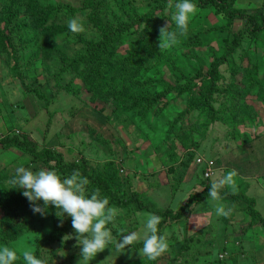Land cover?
Returning <instances> with one entry per match:
<instances>
[{
    "label": "rangeland",
    "instance_id": "374dc122",
    "mask_svg": "<svg viewBox=\"0 0 264 264\" xmlns=\"http://www.w3.org/2000/svg\"><path fill=\"white\" fill-rule=\"evenodd\" d=\"M41 1L40 6L50 14L45 24L58 27L54 35L42 33L26 0H0L4 36V48L0 44V137L9 133L33 141L39 149L50 146L67 161L86 162L93 174L108 178L121 195L136 192L149 209L115 206L118 217L109 227L117 239L121 228L142 237L146 215L168 209L176 212L191 194L206 190L227 171L238 172L247 166L257 173L254 178L261 188L247 190L248 183L236 176L235 192L255 197V208L264 216V103L256 99V88L240 98L231 86L232 78L237 84L243 70L255 65L262 75L264 31L251 39L240 20L222 29L223 15L211 4L202 8L194 0L197 11L187 36L174 48L160 51L159 30L169 24L176 0H165L163 8L155 7V0ZM234 6L251 12L264 7V0H236ZM144 15H151L150 21L134 25L121 41L111 44L112 55L106 61L120 71L111 72L107 81H114L116 91H124L128 99L141 94L157 98L147 106L130 103L117 107L112 95H99V89L84 80L86 61L77 65L75 60L88 43L101 37L96 20L107 26L112 18ZM74 17L83 19L85 31L68 30V21ZM171 28L175 30L174 23ZM237 36L240 47L228 53L218 67L221 79L217 84L222 91L214 94L211 110L192 108L211 63L224 56ZM67 59L74 63L67 64ZM33 89L44 93L46 108L30 91ZM196 155L214 160L210 179H203L194 164ZM235 158L243 160L236 162ZM18 166L40 170L22 151L0 146V175L8 174L6 180L0 179V218L5 208L17 213L18 220L24 214L33 231L0 244L18 254L23 248H32L46 264H78L75 238L65 237L73 229L50 244L38 245L54 230L67 228L71 218L57 226L53 207L44 217L33 213L28 200L12 191L11 177ZM226 189L231 190H221ZM207 196L187 208L179 220L164 222L159 231L166 236L169 250L155 264H187L185 259L189 264H264V227L247 225L246 203L222 196V202L233 211L228 217H217ZM203 227L200 254L184 258L186 239ZM141 259L130 246L119 254L106 248L91 264H138ZM16 264H23L22 257Z\"/></svg>",
    "mask_w": 264,
    "mask_h": 264
},
{
    "label": "trees",
    "instance_id": "16d2710c",
    "mask_svg": "<svg viewBox=\"0 0 264 264\" xmlns=\"http://www.w3.org/2000/svg\"><path fill=\"white\" fill-rule=\"evenodd\" d=\"M155 1V7L163 8L165 0ZM235 1L236 0H197L200 7L203 8L211 4L214 7L216 13H220L223 15L226 22L221 26L222 29H228L234 20H240L245 27L246 33L250 36L251 39H255V37L260 32L264 31V7H257L249 12L245 9L235 7ZM26 2L28 11L32 14L33 17L37 16L35 24L41 29L42 33L51 36L59 32L57 26L45 24L46 20L49 19L48 17L50 14L48 10L46 11L45 8H42L40 6L42 2L41 0H26ZM43 12L44 17H42ZM39 17H42V19H40ZM150 19L151 15L137 16L130 19L129 16H126V18H112V22L107 23V26L101 25V22L99 20H96V26L101 33V37L96 42L88 43L87 46L82 50L83 52L78 53V58L75 60L77 62V65L81 64L83 60L86 61L84 80H86L87 83L90 84L91 88L93 87L99 89V95H103L105 93L112 95L114 97V104H116L117 107H121L122 105L128 106L130 103H141L147 106L157 98L156 95L152 96L149 94H141V96H138L136 98L128 99L127 94L124 91H121L119 93L118 91H116L117 84L114 81H107V79H109L108 76L112 75L111 72L114 71V67L112 66V64L106 61V58H109V56L112 55L113 50L111 49V44L116 41H121L124 35H126L129 30L133 29L134 25L142 24V22L145 21L147 23V21H150ZM239 38L240 37L237 36L233 40V42L229 45V48L226 50L224 56L214 60L211 63V67L208 70L207 75L203 77V87L196 94L197 100L195 102L192 100V108L196 110H204L209 108L211 110V101L214 99V94H219L222 91L217 84L218 80L221 79L220 73L218 72V67L225 61L228 53H233L237 47H240L241 44ZM0 44L4 48V36L1 30ZM66 63L71 64L74 62L68 61L67 59ZM100 71L102 74H100ZM118 71L120 70H116L113 73H116ZM257 72L258 71L255 65L251 70H243L237 84H234V79L232 78L231 86L236 89V92L238 94L236 95L237 97L239 96L240 98H245L246 96L251 94L254 88H256L258 91L256 92V99L264 103V71L260 76L257 74ZM30 91L33 92V94L43 102L42 106L46 108L47 105L44 93L36 89ZM231 97L233 98V96ZM0 146L3 149H7L10 147L17 148L18 150L29 156L30 162L36 163L40 169H54L62 176H70L74 170L79 171V173L82 176L87 177L89 181L88 185L86 186L88 193L91 194V192L96 191L100 194V196H106L109 199L110 205H114L119 208L136 205L138 209L141 210L149 209L147 204L142 202L137 197L136 192L127 191L123 192V194L121 195L113 187L108 178L101 174H93V172H91L87 167L86 162L81 163L77 160L67 161L64 159L61 152L55 150L50 146H45L39 149L33 141L26 138H19L18 136L10 135L9 133H5V135L0 137ZM6 174L7 173L3 172L0 175V177H2L0 179L6 180ZM111 178L115 179L114 176H111ZM243 183L246 184L245 182ZM209 188L210 187L207 186L205 187L206 190L200 193L191 194L186 202L182 206H180V208L176 212H173L171 209H168L164 212H156L157 215L161 217V223L158 226L159 229L167 219L172 221L179 220L187 208L191 207L194 203L198 202L203 197L208 195ZM12 191L20 199H23L24 196L21 194L19 189L13 188ZM221 195L223 197L231 199L235 203H246V207L244 210L250 216V221L247 224L248 226L254 223H259L264 227V216L255 208L254 197L248 196L245 191L233 192L232 190L227 189L221 190ZM67 229H72L71 221L68 223L67 228L54 230L47 236H44L40 240L38 245L41 246L52 243L57 238L66 233ZM30 231H33V228L25 219L24 214L21 217V220H18L17 213H14V211L11 209L5 208L4 213L0 218V241H11L19 235ZM205 231L206 230L203 227L188 236V238L186 239L187 244L184 247V251L186 253L182 254L185 255L184 258H188L187 256L193 257L194 254H196L197 256L198 254H200V247L202 238L205 236ZM140 247H142V241L136 243L134 245V248L131 247V249ZM184 261L187 264L190 263L186 259ZM155 262L156 261L149 262L146 261V259L143 261L142 258L138 264H155ZM191 264H194V262H192Z\"/></svg>",
    "mask_w": 264,
    "mask_h": 264
},
{
    "label": "clouds",
    "instance_id": "9594fccd",
    "mask_svg": "<svg viewBox=\"0 0 264 264\" xmlns=\"http://www.w3.org/2000/svg\"><path fill=\"white\" fill-rule=\"evenodd\" d=\"M174 8L169 24L159 30L160 51L174 48L187 36L191 19L197 11L194 0H176ZM171 23L175 24V30L171 28ZM68 30L72 33L85 31L83 19L79 17L70 19ZM236 176L237 173L230 170L219 180L210 183L207 200L217 217H228L233 211L222 202L221 189L229 187L235 192ZM88 183L87 177L82 176L77 170L70 176H62L54 169L42 168L33 171L31 168L18 166L11 177L12 188L22 190V195L28 200L33 213L44 217L48 215L49 207H53L58 218L57 226H62L66 218H71L73 231L65 237L75 238V246L79 249L80 257L78 264H91L96 255L106 248L119 254L129 246L134 248L140 240L142 247L136 249L143 261L145 259L149 262L156 261L169 250L167 238L158 227L161 217L156 214H149L143 218L142 237L136 231L121 228L117 239L109 225H115L118 209L110 205L106 196L102 197L96 191L89 194L86 188ZM124 233L127 234L122 235ZM21 257L23 264H46L32 248H23L18 254L17 250L0 244V264H16Z\"/></svg>",
    "mask_w": 264,
    "mask_h": 264
},
{
    "label": "built area",
    "instance_id": "2783aa9c",
    "mask_svg": "<svg viewBox=\"0 0 264 264\" xmlns=\"http://www.w3.org/2000/svg\"><path fill=\"white\" fill-rule=\"evenodd\" d=\"M194 164L200 168L203 179L208 180L212 177L215 168V162L212 158L196 155L194 157Z\"/></svg>",
    "mask_w": 264,
    "mask_h": 264
},
{
    "label": "crops",
    "instance_id": "0c3cea01",
    "mask_svg": "<svg viewBox=\"0 0 264 264\" xmlns=\"http://www.w3.org/2000/svg\"><path fill=\"white\" fill-rule=\"evenodd\" d=\"M259 7H263V6H259ZM232 158V157H231ZM238 160H243V159H240V158H235V161L237 162ZM236 170H237V168H235ZM240 170H243V172L242 171H240ZM237 173V176L240 178V179H242V181L243 182H247L248 183V187H247V190H248V188L250 187L251 188V190H254L256 187L257 188H261V186L259 185V179L257 178V179H255L254 177L256 176V174L257 173H255L254 171H253V168L252 167H246V168H239V170H238V172H236ZM262 173H259L258 175H261ZM249 181L251 182V181H253V182H251V183H249ZM249 184H251V185H249ZM264 187V186H263ZM250 190V191H251ZM247 195H249L248 193H247ZM253 197V196H252ZM254 199H255V197H254ZM255 203H256V200H255Z\"/></svg>",
    "mask_w": 264,
    "mask_h": 264
}]
</instances>
